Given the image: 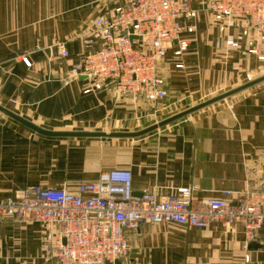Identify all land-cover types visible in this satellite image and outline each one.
Listing matches in <instances>:
<instances>
[{
    "label": "crops",
    "instance_id": "1",
    "mask_svg": "<svg viewBox=\"0 0 264 264\" xmlns=\"http://www.w3.org/2000/svg\"><path fill=\"white\" fill-rule=\"evenodd\" d=\"M112 5V0H0V106L50 132H138L147 103L106 91L83 94V78L64 84L84 54L79 35ZM240 38L222 76L210 67L214 78L223 82L231 71L260 66ZM58 42L65 43L67 59L51 58ZM260 48L264 56V45ZM177 82L180 91L194 88ZM246 91L135 139L49 137L0 114V200L29 186L75 192L100 172L116 169L130 171L134 196L151 192L159 200L179 189L202 198H225L222 192H228V200L258 189L264 173V83ZM222 227L142 225L126 233L129 252L119 264H264V227L250 242L239 226ZM53 249L54 242L44 245L42 225L0 222V264H56Z\"/></svg>",
    "mask_w": 264,
    "mask_h": 264
},
{
    "label": "built area",
    "instance_id": "2",
    "mask_svg": "<svg viewBox=\"0 0 264 264\" xmlns=\"http://www.w3.org/2000/svg\"><path fill=\"white\" fill-rule=\"evenodd\" d=\"M196 1L200 7L195 8L193 0H114L111 9L93 19L83 37L84 54L64 84L83 78V94L106 91L133 104L163 101L159 63L169 52L179 57L188 49L185 36L196 32L199 11L228 48L239 46L233 32L251 54L262 52L264 0ZM54 50L60 59L69 57L64 42ZM226 197H195L191 189H179L166 200L151 192L134 196L130 171L116 169L100 172L75 192L40 186L17 190L0 200V222L42 225L44 245L54 242L56 264H118L129 252L126 233L142 225L239 226L246 241H253L264 227V173L258 189H246L232 200Z\"/></svg>",
    "mask_w": 264,
    "mask_h": 264
},
{
    "label": "rangeland",
    "instance_id": "3",
    "mask_svg": "<svg viewBox=\"0 0 264 264\" xmlns=\"http://www.w3.org/2000/svg\"><path fill=\"white\" fill-rule=\"evenodd\" d=\"M192 3L195 8L200 7L196 0H193ZM112 4L114 5V0H112ZM112 7L110 6V9ZM85 29L88 31H83L84 34L79 35L82 41L84 37L83 35H87V33L90 32L91 26L88 28L85 26ZM185 37L189 42L188 49L179 57H174L172 53L169 52L167 56L159 63L158 74L165 83L166 97L163 101L157 102L156 104L147 103L148 112H142L141 116H138L139 119L143 121V123L141 122L140 127L157 124L183 111H186L187 109L195 107L205 101H208L214 97L222 95L237 87L245 85L250 81L264 76V60H259L257 57V59L260 61L258 62V65H260L259 67H250L246 73H244L242 70L231 71L233 73L231 78L229 75H225L223 82L222 78H214V72H210V67H218L217 70L221 72L220 75L222 76V72L225 70L224 67L226 63H230L233 59L232 53L230 52L232 48H228L226 46L224 37L216 32L215 26L210 22L207 15L203 11L198 12L196 32L192 35H186ZM235 38L239 41L241 39L239 36H236ZM250 49L251 48L246 45V51L248 54H251ZM255 56L259 55L255 54ZM240 57H236L237 59L235 62V65L237 64L236 66L239 67H241L240 65L242 62ZM51 58L53 60L58 59L55 52ZM22 61L24 62L23 59ZM25 63L28 65L27 62ZM179 80H182V85H189L191 83V86L194 85V88L180 91L178 88L181 87L178 86L179 83L177 82ZM200 83L205 84L199 86ZM192 90L196 95H200L198 97L193 96L192 93H189ZM138 109L141 111L140 108ZM139 128L137 131L140 130ZM160 225L163 224H159V226ZM222 228L225 229L227 227Z\"/></svg>",
    "mask_w": 264,
    "mask_h": 264
},
{
    "label": "water",
    "instance_id": "4",
    "mask_svg": "<svg viewBox=\"0 0 264 264\" xmlns=\"http://www.w3.org/2000/svg\"><path fill=\"white\" fill-rule=\"evenodd\" d=\"M261 83H264V76L250 81L245 85H242L240 87H237L231 91H228L222 95H219L217 97H214L208 101H205L195 107H192L190 109H187L186 111H183L175 116H172L164 121H161L157 124H154L150 127H147L141 131L138 132H134V133H85V132H50V131H46L43 130L29 122H27L26 120L18 117L17 115H15L14 113L10 112L9 110L3 108L0 106V114L5 115L7 117H9L10 119L24 125L25 127L31 129L32 131L44 135V136H49V137H69V138H109V139H135V138H139L142 137L144 135H147L149 133H152L158 129H161L162 127H165L171 123H174L178 120L184 119L186 117H189L190 115L201 111L207 107H210L214 104H217L227 98H230L238 93H241L247 89H250L252 87H255ZM255 248H258L257 246H255Z\"/></svg>",
    "mask_w": 264,
    "mask_h": 264
}]
</instances>
